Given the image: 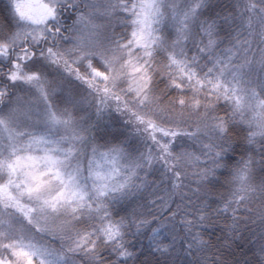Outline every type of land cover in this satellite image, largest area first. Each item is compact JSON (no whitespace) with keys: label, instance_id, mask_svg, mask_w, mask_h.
Here are the masks:
<instances>
[{"label":"rangeland","instance_id":"obj_1","mask_svg":"<svg viewBox=\"0 0 264 264\" xmlns=\"http://www.w3.org/2000/svg\"><path fill=\"white\" fill-rule=\"evenodd\" d=\"M209 1L41 0L32 7L0 0V52L27 43L40 48L58 6L70 2L83 9L66 36L52 39L42 52L15 56V73L4 78L10 93L0 96V264H81L71 254L94 232L105 242L117 241L122 226L138 214L132 205L114 224L117 207L139 188L154 157L136 127L143 118L164 156L180 155L188 166L207 158L209 143L221 137L217 98H227L238 122L264 139V98L256 94L252 65L226 62L203 80L185 71L186 45L199 42ZM248 1L253 10L254 1ZM160 45L166 46V61L153 76L170 69L174 80L165 91L179 96L164 105L156 104L164 88L150 87L149 76L151 59L162 57ZM208 77L213 81L206 83ZM194 133L200 137L189 138ZM182 135L191 140L172 148ZM251 184L247 169L233 179L246 196L237 202L245 210ZM72 231L74 245L63 244ZM119 260H128L127 253Z\"/></svg>","mask_w":264,"mask_h":264},{"label":"trees","instance_id":"obj_2","mask_svg":"<svg viewBox=\"0 0 264 264\" xmlns=\"http://www.w3.org/2000/svg\"><path fill=\"white\" fill-rule=\"evenodd\" d=\"M212 1L208 2L212 8L202 15L205 29L198 35L199 42L186 45L185 71L200 74L203 80L204 74L214 77L226 62L236 68L244 61L253 66L258 76L256 94L264 98V20H260L264 0H253V10L248 0L232 4L225 0L222 6L220 0ZM157 48L163 54L151 59L150 87L164 88L156 100V104L164 105L179 96L169 97L165 91L174 80L170 69L163 77L153 76L158 64L166 61V46ZM259 60H263L260 65ZM210 77L204 81L212 82ZM222 99L217 98L215 107V118L223 126L221 137L209 143L210 155L205 154L207 158L200 159L196 166L186 165L180 155L176 160L165 157L146 118L144 125L136 124L154 157L149 159V168L143 170L139 188L127 196L125 205L117 207L112 223L124 217L132 205L138 214L134 222L130 224L128 219L122 226L115 242H105L99 232H94L78 253L71 254L73 260L81 264H264V139L252 136L250 128L240 124L232 113L230 101ZM228 112L231 119L230 114L223 117ZM193 137L200 136L194 133L189 138ZM180 140L173 141L172 148L183 147L191 139L182 135ZM244 169L250 172L252 183L246 210L237 204L246 196L241 197L233 185L237 172ZM201 174L205 175L201 180L204 185L198 184ZM75 237L73 231L68 233L63 244L73 246ZM123 251L126 261L119 260Z\"/></svg>","mask_w":264,"mask_h":264},{"label":"flooded vegetation","instance_id":"obj_3","mask_svg":"<svg viewBox=\"0 0 264 264\" xmlns=\"http://www.w3.org/2000/svg\"><path fill=\"white\" fill-rule=\"evenodd\" d=\"M82 10V8H75L70 2L66 5L58 6L56 8L57 12H54L50 17L49 21H51V24L48 28V35L43 38L40 48L27 43L23 47H12L9 50L4 48L0 52V96L10 93V85L4 80V78L12 77L15 73L14 68L17 63L15 56L18 55L19 58H21L20 55L26 53L33 54L41 52L45 45H50L52 43V39L57 41L60 37L62 38L63 36H66L73 24L74 18Z\"/></svg>","mask_w":264,"mask_h":264},{"label":"water","instance_id":"obj_4","mask_svg":"<svg viewBox=\"0 0 264 264\" xmlns=\"http://www.w3.org/2000/svg\"><path fill=\"white\" fill-rule=\"evenodd\" d=\"M24 1L27 2V3H31L33 5H36V4L39 3V0H24Z\"/></svg>","mask_w":264,"mask_h":264}]
</instances>
